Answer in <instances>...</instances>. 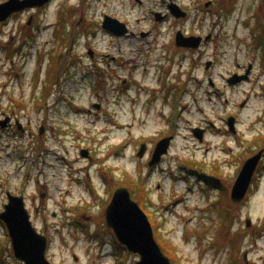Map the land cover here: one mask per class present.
Returning <instances> with one entry per match:
<instances>
[{
    "label": "rangeland",
    "instance_id": "374dc122",
    "mask_svg": "<svg viewBox=\"0 0 264 264\" xmlns=\"http://www.w3.org/2000/svg\"><path fill=\"white\" fill-rule=\"evenodd\" d=\"M79 1L65 3L79 13L68 25H61L63 33L75 26L72 47L76 50L73 54L69 50L68 37L56 57L64 55L59 62L62 82L59 93L55 85L54 95L68 99L55 109L48 100L46 115L40 95L49 71L57 70L52 61L56 12L51 14V9L36 19L31 46L20 48L18 55L13 53L20 45H15L16 34H11L13 23L0 29V47L9 41L15 45L9 52L0 48V119L8 128L10 118L4 117H18L26 134L0 131V181L4 191L24 193L39 232L45 233L47 227L49 260L52 264H136L139 255L115 243L116 235L106 221L115 190L126 187L148 215L159 245L172 251V264H264V167L260 173L257 169L252 188L239 205L218 184L233 189L240 175L236 177V172L243 168L244 163H226L228 148L237 162L243 154H256L264 146V72L257 52L249 50L254 40L240 23L253 0H224L223 19L205 11L197 14L193 0H181L179 5L190 9L191 18L174 24L154 19L152 9L166 11L160 0H154L157 6L146 7L136 6L133 0H89L83 8ZM217 9V4L211 7ZM104 13L124 18L136 31H152L154 36L134 44L112 39L102 26ZM184 29L201 36L212 34L213 39L201 51H171L177 32ZM88 48L97 53V68H92ZM250 67L252 82L228 84L234 72L245 74ZM94 104H100L101 110ZM175 114L178 129L173 125ZM230 115L237 117V139L223 121ZM42 119H47L48 131L40 135ZM193 128L204 132L202 141ZM165 134L173 136L170 153L163 156V163L151 167L156 140ZM143 143L148 145L140 158ZM28 180L31 184L22 189ZM103 180L110 184L108 191ZM89 185L99 190V196L94 192L91 198L86 192ZM45 191L48 196L45 193L41 199ZM5 201L0 200V209ZM35 207L41 208L38 213ZM84 217L91 220L88 224L98 225L91 226L93 235L76 226ZM96 232L102 235L101 244ZM8 239L0 222V251ZM14 258L10 256L8 264H22Z\"/></svg>",
    "mask_w": 264,
    "mask_h": 264
},
{
    "label": "flooded vegetation",
    "instance_id": "af4514ba",
    "mask_svg": "<svg viewBox=\"0 0 264 264\" xmlns=\"http://www.w3.org/2000/svg\"><path fill=\"white\" fill-rule=\"evenodd\" d=\"M10 1H12V0H0V5H5V4L9 3ZM18 1L19 2H23V1H26V0H18ZM68 1H70V0H51L50 3L47 4L44 7L36 6V7H32V8H25L24 10H21L19 12L13 13L4 22H0V29L7 28L10 24L13 23L12 24L13 25V30H12L11 34H16L15 41H17V38H19L17 44H15V45L18 46L20 44L18 47L13 48V53L18 55L19 54L18 52H19L20 48L23 49V48H26L27 46L28 47L31 46V37H33V34H34V32L31 31V29L34 27L36 19L39 16L45 14L46 12H50L51 9H52L51 14H54L56 12V14H55L56 17H57L56 25H53L52 27L56 28L55 32H54V38L56 39V43L57 44L54 47V49H55L54 50V54H56V55L53 56L52 61L53 62L56 61L55 64H56L57 70H53L52 69L51 71H49L48 80L46 79L44 81V85L42 87V95H40V101H41V104L44 103V107L46 106L45 115L49 113L48 112L49 111L48 100L49 101L52 100V103H53L52 109L53 108L55 109V108H58L62 103H64V101L66 99H68L67 96H65V95L64 96H61L59 94L58 95H54V91H53V89H54V87L56 85L58 87L57 93H59V86H60V84L62 82L61 80H59V77L61 76V72H62V65L59 68V62L61 63L64 55L61 54L59 56V59L58 60L56 59L58 52L61 51L62 43H64L67 40L66 38L69 37V40L71 41V48L69 50H71L72 54L76 50V49H74L72 47L75 44V38L73 37L74 34H75V32H74L75 31L74 30L75 26H73V25L70 26L71 29L73 28V31H71L70 33H68V32L67 33H65V32L63 33L61 31L62 23L66 22L65 25L66 24L68 25L69 23H71L72 18H74L75 15H78V13H79L78 10L73 9L72 7H67V5H65V3L68 2ZM92 1L96 2V0H92ZM180 1L181 0H160V2L162 3L161 6L163 8H165L166 11H165V13H162V12L157 13L154 9H152L153 6L150 7V9H152L151 13L154 16V19L156 21H163L164 20L165 21L164 24L173 23L174 21H176V22L184 21L183 19H181V20L176 19L177 17L175 15H173V13H172V8H171L172 5H178L179 7H181L179 5ZM193 1L195 3L194 7H195V11H196L197 14L203 13L205 11V13H207L211 17H217V19H223L224 18V16H223L224 11H225L224 8L227 6V4L224 2V0H193ZM200 1H203V2H200ZM79 2L81 3L80 6L83 8V7H85L86 4L89 3V0H80ZM133 2L138 7L139 6L146 7L148 5H153V4H155V6H157V4L154 2V0H133ZM158 2H159V0H158ZM215 4H217L218 9L212 11L211 7L214 6ZM234 7L235 8L238 7L237 3H235ZM181 10H182L181 12L186 13L187 17L185 19L186 20L185 22H188L190 20V18H191V16H190V14H191L190 12L191 11H189L190 9L188 10L186 8V6L184 5V8L181 7ZM242 13L243 14L240 17V20H241L240 23L243 26V29L247 32V34L250 37H252L253 40H254V45H253V48H252L253 50H251V49H249V50L252 51V52H257L256 54L259 56V60H260V61H258V63H260L259 67L264 72V0H253V3L248 5L247 11L246 12H242ZM107 18H110L112 20H116L122 25V30L120 32L121 33L120 35H118V34L114 35L111 32H107L106 31V33L112 39H118V40H121V41L125 40V41H129L131 44H134V43L138 42L139 39H147V38H151V37L154 36L152 31H149V32L136 31L135 27H131V24L129 23L128 20H126L124 18H121V17H118L116 15L110 14V13H104L100 17L101 22L104 23ZM81 20L83 21V19H81ZM158 23H160V22H158ZM175 24L178 25L179 23H175ZM182 32L184 33V35H186L185 36L186 38H193L194 37V38H201L202 39V42H201V45H200V48L198 49V51L203 50V48H205L206 45L210 41H212V39H213L212 34H209L208 36H205V35L201 36V34L197 35L194 31H189V30L187 31L186 29H184ZM1 36L5 37L6 34H3ZM20 39H21V42H20ZM11 40H13V38H11ZM0 42H2V41H0ZM6 42H4V43H6ZM12 43H14V41L13 42L9 41L5 45L2 44V48L1 47L0 48L3 49L5 52H9L12 49V47L15 46ZM170 48H171V51L172 50H176L177 52L179 50H184V51H187V52H193L194 51L192 49H179L177 47H170ZM167 49L168 48H166L165 50L167 51ZM86 54H88L93 59L92 64H91L92 68H97V64L95 63V58H96V55H97L96 51L94 49H92V48H88ZM102 56L103 57H106V56L109 57V55H105V54H102ZM112 60H114V64L117 65V63H115V61L118 60L117 57H113ZM68 61H69V58H68ZM10 65L13 68H15L16 63L14 62V60L10 61ZM240 67L241 66H238V68H240ZM253 68H254V65H253ZM98 69L100 71L106 72V70H104L101 67H98ZM251 70H252V67H250L248 71H244L245 74H243V73L241 74L239 71L234 72L233 75H231V78L233 77L232 81L230 82L231 78L229 80H227L228 84L230 85L233 82V84L231 85V86H233V85H240V84L247 83V82H252ZM16 77L19 78L20 75H16ZM263 77H264V74L262 73L261 78L263 79ZM50 78H55V79L51 80ZM213 82H214L213 80L210 82L212 87L214 86ZM49 84H54V85H49ZM124 84H127L126 80L124 81ZM262 84L264 86V83H262ZM48 85H49V87H48ZM183 89H184L183 87H179L178 91L182 92ZM10 100L13 101L14 97L11 96ZM244 105L245 104L243 103L241 105V108H244L245 107ZM94 107L96 108L97 111H100L101 108H102V106L100 104H94ZM43 108H40L41 112L44 111ZM4 118H10V120H9L10 123H9L8 128L3 129L2 126H1L2 120L0 119V131H2V133H10L12 131H14V132L17 131V132H21L22 133L20 135H23V136L26 135L25 134V128L22 127V130L19 129V122L20 121H19L18 117L5 116ZM231 118H233L235 120V125H236V118L237 117L235 115H230L229 117H227L226 119L223 120L227 124V126L230 125V119ZM178 119H179V117L174 120L176 122V125L178 126L176 129L179 128V124L177 122ZM171 121H172V118H171ZM164 122L167 123V124H168V122L171 123L170 121H168L166 119H164ZM7 125H6V127H7ZM235 125H234L233 132H232V129H231V126H230V129H231L230 132L237 139L240 134H239L238 129H236L237 127L235 128ZM170 126H172V123H171ZM197 130H201V129H194V128L192 129L194 135H196L195 133H196ZM47 131H48L47 119H42V123L39 126V133H40V135H42L45 132L47 133ZM40 137H42V136H40ZM171 137H173V136H171V134H165L164 136H162L161 138L156 140L155 147H157L158 144L161 141H163L164 139H168V138H171ZM144 144H146V143H143V145ZM246 149H247V147L245 148V150ZM261 151H264V146L262 148H260V150L256 154H251V155H248L247 157L243 156L244 155L243 154L239 158V160L237 162H234V161H232V158H233L232 154L234 153L233 149L228 148L226 153H227V156L229 157V160L226 161V163H231L232 166H233L232 163H244L245 164L248 160H250L251 158H253L257 154H259ZM40 152H44V149H41ZM169 153H170V151H169ZM246 153H248V152H246ZM54 156H56V154ZM163 158L161 160V163L164 162ZM235 160H237V159H235ZM263 163H264V154H263V159L260 162V165H259V168H258V173H260V170L264 167V166H262ZM244 164H240L241 168L243 167ZM241 168H240V170H241ZM239 173H240L239 171L236 172V177H237V175ZM254 180H255V177H254ZM77 182L81 183V181H77ZM30 184H31V181L28 180L26 182V184H25V187L22 188V189L25 190L26 186L29 187ZM38 184H40V182ZM218 184H219V187L221 189H227L229 192L232 193L233 189L229 190L228 187H226V186L224 187L221 183H218ZM103 186L107 187V191L110 189V184L107 181L103 180ZM86 188H87L86 192L89 195H91V198H93L95 196V193H96L97 196H99V194L97 193V191L99 192V190L96 187L95 188L97 190L93 189V187H91L90 185L87 186ZM116 190H115V192H116ZM45 193L48 196L47 191L41 192L40 193V198L41 199L45 198L44 197ZM9 194L12 195V196H16V197H23L24 196V193L20 194L19 192L17 193V191H12V192H10V190L4 191V186H3L2 182L0 181V200L1 201L3 199L6 200L4 203H2L3 206L0 209V215L5 211V207L9 203V197H8ZM113 196H114V194H113ZM23 198H24V201H25V205H26L27 211H28V213L31 216L32 213L27 207L28 204L26 202V199H25V197H23ZM34 200H36V198H34ZM35 209H36V207H35ZM40 209L41 208H37L36 209V213H38V211ZM231 216L233 218V214L232 213H231ZM83 219H85V220H83V221L81 220L80 222L75 223L76 226L78 228L86 230V235L87 236L89 234L93 235V233H92L90 228H92L91 226H94L95 228H97L98 225L91 224V223L88 224L87 222H90L91 220H88L85 217ZM31 221H32V218H31ZM1 224H2V222H1ZM2 225H3L4 229H6V231L8 233L7 227L4 224H2ZM33 226L37 230V227H36L35 223H33ZM46 230H47V227L45 229V233H46ZM37 232L40 233L41 235L46 236L47 239H48V248H47V252H46V257L49 260L48 253H49V246L51 245L49 237L45 233H41L38 230H37ZM95 234H98V236H97L98 244H101L102 235H100L97 232ZM103 243H104V241H103ZM115 243L117 245H120L117 240L115 241ZM2 247H3L2 251H0V264H8V258L10 256L12 258L15 257V252H14V247H13L12 240L8 239L7 244H5ZM5 250L7 251V252H5V254L7 255V258L4 256V251ZM14 261H17V260L14 258Z\"/></svg>",
    "mask_w": 264,
    "mask_h": 264
},
{
    "label": "water",
    "instance_id": "95a60500",
    "mask_svg": "<svg viewBox=\"0 0 264 264\" xmlns=\"http://www.w3.org/2000/svg\"><path fill=\"white\" fill-rule=\"evenodd\" d=\"M51 0H26L19 2L12 0L5 5H0V22H4L10 15L25 8L44 7ZM172 13L177 18H186L187 15L178 7L172 5ZM105 30L120 35L122 25L110 18L103 23ZM201 38H186L182 32L176 37L178 48L199 49ZM210 67V63L207 65ZM232 80H230L231 82ZM233 84V82H232ZM9 121V120H8ZM235 120L231 119L230 125L234 129ZM7 122H2L3 129L6 128ZM19 129L22 127L19 125ZM196 137L202 141L204 132L196 131ZM171 138L161 141L154 151L153 159L150 166L159 164L164 155H167L170 149ZM147 145H143L139 152L142 158L146 153ZM87 154V153H85ZM83 154V155H85ZM264 151L248 160L242 168L239 178L232 190V201L241 204L253 184L255 173L263 158ZM9 203L5 211L0 215V219L7 226L9 236L13 242L16 258L24 264H52L46 258L48 248V239L46 236L37 232L31 221V216L25 207L23 197L8 195ZM106 221L110 229L116 234L118 241L133 254L139 255L140 260L136 264H172L169 257L162 251L161 246L155 238L152 223L141 208L135 202L128 188L120 187L115 192L113 199L106 211ZM247 226L251 227V222L247 221Z\"/></svg>",
    "mask_w": 264,
    "mask_h": 264
},
{
    "label": "trees",
    "instance_id": "16d2710c",
    "mask_svg": "<svg viewBox=\"0 0 264 264\" xmlns=\"http://www.w3.org/2000/svg\"><path fill=\"white\" fill-rule=\"evenodd\" d=\"M139 199H140V202L144 205V202L142 201V199L141 198H139ZM162 247H163V251H165V253L170 257L171 261L174 262L175 257L172 254V251L170 252L169 246L163 245V243H162Z\"/></svg>",
    "mask_w": 264,
    "mask_h": 264
}]
</instances>
